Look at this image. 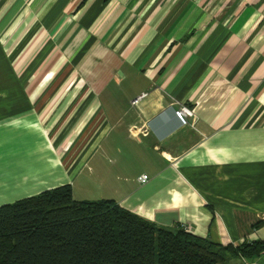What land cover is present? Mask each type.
Masks as SVG:
<instances>
[{"label": "crops", "instance_id": "1", "mask_svg": "<svg viewBox=\"0 0 264 264\" xmlns=\"http://www.w3.org/2000/svg\"><path fill=\"white\" fill-rule=\"evenodd\" d=\"M66 184L264 242V0H0V205Z\"/></svg>", "mask_w": 264, "mask_h": 264}, {"label": "trees", "instance_id": "2", "mask_svg": "<svg viewBox=\"0 0 264 264\" xmlns=\"http://www.w3.org/2000/svg\"><path fill=\"white\" fill-rule=\"evenodd\" d=\"M262 252V241L222 245L113 200H76L69 184L0 205V264H219Z\"/></svg>", "mask_w": 264, "mask_h": 264}, {"label": "built area", "instance_id": "3", "mask_svg": "<svg viewBox=\"0 0 264 264\" xmlns=\"http://www.w3.org/2000/svg\"><path fill=\"white\" fill-rule=\"evenodd\" d=\"M139 98H140V96L137 97V98H135L134 100H132V104H136V103L139 101ZM175 113H176V115L180 118V120H181L183 123H189V122H188V118H189V117H192V115H193L192 110H191L190 108H188V107H185V106H182V107H180L179 109H177V110L175 111ZM137 179H138V181H139L140 183H145V182L148 181L149 177H148V175H146V174H142V175L138 176ZM182 227H183L184 229H187V226H186L185 224H183Z\"/></svg>", "mask_w": 264, "mask_h": 264}]
</instances>
